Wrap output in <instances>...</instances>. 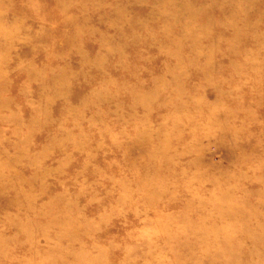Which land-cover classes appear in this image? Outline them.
Listing matches in <instances>:
<instances>
[{"label":"rangeland","instance_id":"374dc122","mask_svg":"<svg viewBox=\"0 0 264 264\" xmlns=\"http://www.w3.org/2000/svg\"><path fill=\"white\" fill-rule=\"evenodd\" d=\"M0 11V264H264V0Z\"/></svg>","mask_w":264,"mask_h":264},{"label":"bare ground","instance_id":"6f19581e","mask_svg":"<svg viewBox=\"0 0 264 264\" xmlns=\"http://www.w3.org/2000/svg\"><path fill=\"white\" fill-rule=\"evenodd\" d=\"M242 3L245 1V0H241ZM0 2H2V0H0ZM177 3V2H176ZM176 3H173L172 5L173 6H176ZM98 5V4H97ZM179 5V3L177 4ZM228 6L230 7H237V2L236 3H233V2H230V4H227ZM213 6V5H212ZM68 7V6H67ZM93 7V6H92ZM179 7V6H178ZM207 7H211L210 4L209 6ZM237 9V8H235ZM188 10V9H187ZM238 12V10H236ZM120 12V11H119ZM123 12V11H122ZM125 12V10H124ZM235 12V17H236V20L237 18L242 14V16L244 17L245 14H246V10H242L241 12L237 13ZM159 13V12H158ZM241 13V14H240ZM190 14V13H189ZM194 14V13H193ZM240 14V15H238ZM5 12H1L0 11V79L3 78V76L5 75L4 73V70L7 68V67H10L12 66V64L14 63L13 59L15 58V54L16 52L18 51V47L23 44L24 42H21L20 43V39L21 36H24V35H21L23 32H21V29L22 28V24L21 25H18L19 27H17V24L13 23V22H10V21H6L5 17ZM119 15V14H118ZM203 15V14H202ZM6 16V15H5ZM238 16V17H237ZM207 22V21H205ZM26 30H28V28H26ZM259 37L258 36H255V39H258ZM27 39V38H26ZM23 40V39H22ZM177 44V43H176ZM195 45H199L198 44H195ZM195 45H191V46H195ZM179 47V46H178ZM111 52V51H110ZM194 54L197 52V51H193ZM177 54H179L177 51L175 52ZM202 53V52H201ZM203 53H206L208 55H211L213 54L212 52V49L211 48H208V50L204 51ZM113 60V59H112ZM182 65H176V67H180ZM208 68V64L206 66ZM255 69V68H254ZM209 70V69H208ZM136 89V88H135ZM213 89V88H212ZM58 95V94H57ZM136 98V97H135ZM45 100V99H44ZM141 137V136H140ZM145 139V138H144ZM127 186V185H126ZM128 188V186H127ZM69 226V225H68ZM69 228V227H68ZM70 234V233H69ZM229 255V254H228ZM251 260V259H250Z\"/></svg>","mask_w":264,"mask_h":264}]
</instances>
